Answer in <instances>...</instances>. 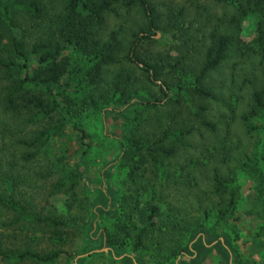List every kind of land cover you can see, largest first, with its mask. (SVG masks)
<instances>
[{
  "label": "trees",
  "instance_id": "1",
  "mask_svg": "<svg viewBox=\"0 0 264 264\" xmlns=\"http://www.w3.org/2000/svg\"><path fill=\"white\" fill-rule=\"evenodd\" d=\"M123 1L0 0V264H70L75 235L89 218L74 209L80 182L93 169L103 175L129 159L131 182L102 227L113 249L129 247L151 264H176L211 217L227 222L237 208V165L211 167L204 153L184 156L187 148L200 147L195 140L202 128L217 129L205 117L204 102L217 98L208 81L241 42L247 20L254 49L264 57V0H214L231 12L216 19L199 48V34L211 26L197 27V35L190 30L199 21L200 1L190 3L193 10L165 5V14L150 0H125L140 4L146 19L133 35L126 62L119 33L104 32L107 15L119 14ZM171 35L188 37L173 53L157 51L161 39L175 42ZM146 42L156 48L153 54L144 53ZM136 70L157 89L153 101L136 100ZM150 108L153 137L134 113ZM251 109L243 119L257 128L253 122L264 111V91L253 94ZM110 117L123 118L120 134L109 132ZM115 146L118 153L111 158ZM202 165L210 168L208 175ZM252 168L261 174L264 205V169L258 161ZM148 171L153 178L146 179ZM148 189L153 194L143 202ZM59 193L68 195L63 213L51 203ZM140 208L148 210L142 223L136 219ZM111 264H117L114 256Z\"/></svg>",
  "mask_w": 264,
  "mask_h": 264
},
{
  "label": "rangeland",
  "instance_id": "2",
  "mask_svg": "<svg viewBox=\"0 0 264 264\" xmlns=\"http://www.w3.org/2000/svg\"><path fill=\"white\" fill-rule=\"evenodd\" d=\"M150 1L166 14L168 9L165 5H170L174 10L180 9L182 6L193 10L191 7L193 4L190 3L196 0ZM198 2L201 5L199 21L194 22V26L190 30L197 35V27H204L203 24L207 23L211 24V26H205L203 30L205 35L199 34L201 38V41L197 43L199 48L203 47V40L204 42L206 39L208 40L209 27L217 23L218 17L225 20V16L227 18L231 11L230 8H226L214 0H198ZM117 8L119 14L110 12L107 15L104 32L105 35L112 31L119 33V37L125 44V49L120 56L123 59L122 62H126L124 58L129 52L133 35L146 24V19L140 4H125L124 0L120 5H117ZM192 17L191 15L190 18ZM253 31L252 22L247 20L241 33V42L233 44L227 60L210 75L208 84L217 98L204 102L209 107L205 117L215 123L217 129L213 131L202 128L195 140H200V147L195 144L192 149L187 148V155L184 156V159L186 156L194 158L196 155L204 153L205 158L208 157L205 163L209 159L208 164L211 167L222 165L234 169V166L237 165L235 177L240 183L237 208L227 222L217 223L216 218L211 217L206 222L205 228L201 229L194 238L192 242L194 248L188 250L176 264H222L218 262L217 253L225 258L227 264H264V216H260L264 215V205L260 200V182H258L261 174L252 168L258 161L261 169H264V111H261L260 118H255L254 122L252 121L257 128L249 127L248 122L243 119L245 113L252 110L253 94L257 91H264V57L254 49L255 45L251 42ZM162 32H158L156 39L162 37ZM170 33L166 35H170ZM182 36L174 39L171 35V39L175 40L172 43L166 38L161 39L159 43L162 45H159L157 51L172 50L173 53L175 44L188 37ZM239 48L241 49L239 50ZM155 49L152 42H146L144 53L148 50L153 54ZM108 70L112 71V68ZM132 77L139 88L136 100L151 99L153 101V95L156 94L154 91L157 89L148 84L138 70ZM115 106V104H111L110 108ZM134 113L141 116L142 129L145 130L148 137H153L151 136L155 115L153 109H140ZM122 120L121 117L118 120H114L112 117L107 119L108 130L111 134L121 133ZM97 126L96 124L95 128ZM100 130L105 132L106 126L100 127ZM201 144L203 145L202 149ZM117 153L118 147L115 146L110 153L111 158ZM241 158L243 161L238 164L237 161ZM130 163H132L131 159L124 161L123 166L122 164L112 165L103 175L97 168L93 169L94 171L80 182L74 209L89 218L86 229L78 231L75 235L71 248L74 256L70 260V264H73L72 260L74 264H111L113 256L119 260L117 264H151L146 256L133 253L129 247L113 249L108 246L102 228L118 209L122 192L131 182V180L130 182L127 180L130 179L131 174L128 167ZM199 168L206 175L209 174L210 168L207 170L204 165ZM151 176V172L148 171V176L145 177L149 179ZM140 178L141 174L138 176V179ZM40 185L42 182L36 184V188ZM151 194H153L152 189L143 191L142 201L150 199ZM67 199L68 195L59 193L51 199V203L63 213V209H66ZM140 210L136 219L142 223L148 210L144 208H140ZM62 264H67L66 260H63Z\"/></svg>",
  "mask_w": 264,
  "mask_h": 264
},
{
  "label": "crops",
  "instance_id": "3",
  "mask_svg": "<svg viewBox=\"0 0 264 264\" xmlns=\"http://www.w3.org/2000/svg\"><path fill=\"white\" fill-rule=\"evenodd\" d=\"M117 262L119 261V260H116Z\"/></svg>",
  "mask_w": 264,
  "mask_h": 264
}]
</instances>
